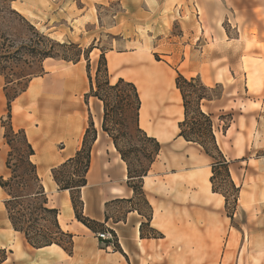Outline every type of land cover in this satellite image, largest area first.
<instances>
[{"label":"rangeland","instance_id":"obj_1","mask_svg":"<svg viewBox=\"0 0 264 264\" xmlns=\"http://www.w3.org/2000/svg\"><path fill=\"white\" fill-rule=\"evenodd\" d=\"M21 1H26L23 8ZM109 50L144 52L159 70L167 66L174 80L177 73L187 80L197 79L196 84L206 89L201 110L212 118L229 172L246 184L255 182L260 176L256 168L264 158V0H0V151L5 150V167L9 164L4 180L13 170L25 177L21 126H51L61 117L60 98L46 101L27 92L30 82L44 75L46 56L61 62L65 70L81 62L90 71ZM99 81L104 82L102 75ZM127 93L129 89L121 97L125 99ZM102 94L109 105L106 129L131 170L147 171L153 144L137 131L132 113L124 115L125 101L119 103L113 91ZM70 103L71 114L78 116L77 99ZM89 132L86 147L93 143ZM62 148L63 144L58 145ZM212 163L207 160L193 172L192 185L182 180L173 206L169 199H162L163 213L186 226L192 224L181 229V242L176 246H170L169 240L147 243L141 250L143 261L128 264H264L263 224L237 209L239 195L222 177L215 179V193L211 185L206 189L203 178L212 176L208 174ZM75 172V167H66L58 178L66 181ZM235 185L239 186L238 181ZM190 189L198 197L191 198ZM222 196L227 199L223 208L219 207ZM135 204L142 221H147L143 197L138 196ZM126 208L125 203H113L108 216L122 219ZM105 231L109 229L104 225L93 226L91 237L99 242L97 234ZM13 240V250L0 252V264H35L33 258L43 254L21 234L8 239ZM197 241L203 246L198 248ZM206 243H213L210 261L205 259ZM104 249L100 243L86 241L78 249L79 264H116L103 258L100 250Z\"/></svg>","mask_w":264,"mask_h":264},{"label":"crops","instance_id":"obj_2","mask_svg":"<svg viewBox=\"0 0 264 264\" xmlns=\"http://www.w3.org/2000/svg\"><path fill=\"white\" fill-rule=\"evenodd\" d=\"M20 5L23 8L26 1H21ZM104 58L110 85L122 79L136 87L141 102L138 112L139 129L148 138L154 139L160 147L141 184L149 209V220L142 221V213L136 209L137 198L128 186L127 166L121 160L111 138L101 129L103 105L90 95L86 64L77 62L72 66L73 69L65 70L61 67V62L48 58L44 75L31 81L27 92L29 96L35 95L46 101L60 98L63 108L61 117L54 119L51 126L45 124L32 128L22 125L21 128L24 129L34 151L30 160L36 167L47 197V205L58 211L57 220L61 230L73 236V254L68 255L52 245L38 250L43 254L33 258L35 264H79L78 249L86 241L97 246L100 243L105 248L100 250L104 253L103 258L108 257L116 264L143 261V245L151 242L165 244L169 240L170 246H176L181 242V229H189L192 226L188 223L187 226L181 224L180 219L163 213L162 199H169L170 205L173 206L174 192L182 187V180L192 185L193 172L204 167V163L211 159L200 147L178 137V123L183 119L182 100L169 68L164 65L159 70L146 53L139 51L109 50L104 53ZM95 70L91 68L89 71L92 82ZM75 99L79 104L78 116L70 112V102ZM19 105L23 106L21 103ZM1 107L0 102V110ZM18 112L15 109V114ZM11 114L14 115V106L11 108ZM89 130L95 131V139L90 148L89 167L85 175L86 185L79 191L81 215L109 229L115 237L113 247L107 246L106 242L94 240L91 237L92 232L76 220L70 192L60 190L51 176L53 168L74 158L81 150L84 136ZM60 144H63L62 149H58ZM256 169L259 170L260 176H257L252 185L246 184V180L241 178L234 179L231 170L229 176L231 174L230 179L234 185L237 181L239 183L237 209L253 216L255 222L260 220L264 227V158ZM6 172L3 149L0 151V177L5 179ZM210 173L208 170V174ZM203 181L206 189H209L211 183L208 178L204 176ZM190 195L191 198L198 197L196 191L191 189ZM5 199L6 195L0 188V252L13 250L14 240L12 242L8 239L19 234L14 232L9 224L4 206ZM113 203L126 204L125 216L122 219L114 220L108 216L107 209ZM219 204V207H224L223 197ZM143 223L147 226L141 230ZM144 229H147L146 233ZM188 241L189 244H194L191 240ZM196 246L202 247L203 242L197 241ZM205 252L206 261L213 260V243L205 244ZM194 253L196 257L198 252Z\"/></svg>","mask_w":264,"mask_h":264},{"label":"trees","instance_id":"obj_3","mask_svg":"<svg viewBox=\"0 0 264 264\" xmlns=\"http://www.w3.org/2000/svg\"><path fill=\"white\" fill-rule=\"evenodd\" d=\"M46 58L53 59L51 56H46ZM99 59V64L95 70L94 82H92L90 78L89 68L86 65L90 84V95L99 100L103 105V121L101 129L111 138L121 160L127 166L128 186L132 189L135 198L141 196L144 199L141 184L142 178L147 174L148 170H131L125 155L120 151L117 145L116 139L106 129V122L109 117V105L102 93L113 91L116 93L115 96L120 97L121 100L119 103L125 101L124 115L127 116L130 112L132 113L137 131L145 136L146 140L154 146L150 165L157 156L160 147L154 139L148 138L145 133L139 129L138 112L141 102L136 87L132 83L125 82L122 79H118L115 84L110 85L104 54H101ZM101 75L104 79L103 83H100L99 81ZM196 82L197 79L191 78L187 80L181 74L177 73L175 88L181 96L183 108V119L178 123V137L182 138L187 143L200 147L204 154L214 162L211 165L212 176L209 179L213 193H215V179L222 177L223 181L226 180L231 190L237 194L239 190L230 179L228 163L216 142L212 118L209 114H206L201 110V103L206 99V89L202 85L198 86ZM196 87L199 88L196 89ZM125 89H129V93L125 94V99H123L121 94H124ZM7 109V118L10 120V105H8ZM89 133V131L86 132L82 148L76 153L74 158L56 168H53L51 170V176L60 190H67L70 192L71 203L76 220L93 232V226L103 228V224L91 221L81 215V202L79 199V191L86 185L85 175L89 167L91 147H86ZM18 134L24 141L26 149V163L23 169L25 177H19L16 174V170L10 172L11 177L8 180H4L0 177V188L3 190L6 197H8L4 201V206L9 224L14 232L23 236L24 240L30 247L34 249H42L55 245L66 254L71 255L73 236L61 230L57 220L58 211L48 207L47 197L37 175L36 167L30 160L34 155L32 146L28 142L24 131L21 130ZM92 134L94 140L95 131H92ZM8 156L10 157V155ZM69 166L75 167L77 172H75V174H70V177L66 181H60L58 178L59 171ZM6 169L9 170L8 162L6 164ZM18 190H21L23 193H19ZM222 197L225 199L226 206L227 199L225 196ZM106 220L108 219L106 218ZM145 226H147V224L143 223L140 229L142 230Z\"/></svg>","mask_w":264,"mask_h":264},{"label":"built area","instance_id":"obj_4","mask_svg":"<svg viewBox=\"0 0 264 264\" xmlns=\"http://www.w3.org/2000/svg\"><path fill=\"white\" fill-rule=\"evenodd\" d=\"M97 238L101 241V242H106L107 246H114V241L112 238V234L110 232H101L97 234Z\"/></svg>","mask_w":264,"mask_h":264}]
</instances>
